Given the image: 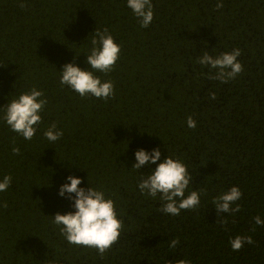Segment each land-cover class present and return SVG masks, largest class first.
I'll return each instance as SVG.
<instances>
[{"label":"trees","instance_id":"1","mask_svg":"<svg viewBox=\"0 0 264 264\" xmlns=\"http://www.w3.org/2000/svg\"><path fill=\"white\" fill-rule=\"evenodd\" d=\"M151 3L153 20L143 28L127 0H0V181L12 178L0 192V264H264V225L253 219L264 220V0ZM105 28L121 49L107 74L86 63L95 31ZM236 48L243 71L227 82L209 78L217 70L198 62L204 52ZM67 63L112 81L114 96L81 97L62 86ZM32 88L47 103L25 140L3 116ZM53 123L63 135L50 142L44 132ZM157 147L161 161L186 165L185 196L200 193L195 210L173 216L161 211L159 194H141L142 173L156 165L132 168L134 152ZM69 175L114 201L123 226L103 257L68 243L52 222L75 211L57 194ZM233 186L240 211L217 214L213 198ZM238 235L254 243L233 251Z\"/></svg>","mask_w":264,"mask_h":264},{"label":"clouds","instance_id":"2","mask_svg":"<svg viewBox=\"0 0 264 264\" xmlns=\"http://www.w3.org/2000/svg\"><path fill=\"white\" fill-rule=\"evenodd\" d=\"M26 3H20L21 9L25 8ZM129 7L134 15L139 18L140 26L146 28L153 20V6L151 0H127ZM223 4L218 2L216 8H222ZM92 47L86 56V63L92 70L107 74L112 71L119 58L120 46L114 42V38L109 34L108 29L96 30L95 35L90 41ZM241 55L240 49H233L231 52L221 53L213 57L204 52L199 58L201 65H208L216 69V74L210 76L222 83L235 78L243 71L242 64L237 57ZM75 59V57L73 58ZM60 84L69 86L81 97L91 95L98 99L107 101L114 96L113 82L108 80L102 82L99 76L94 75L93 71L82 70L74 63L64 64L61 68ZM42 91L32 88L27 93H21L18 98L12 99L4 110L3 119L10 129L21 135L25 140H31L37 131V126L41 123L40 112L47 103L43 98ZM215 99V93L211 95ZM189 128L196 127V121L189 116L187 118ZM63 135L61 130H57L53 123L44 132L45 138L50 142H55ZM12 152L18 155L20 149L13 147ZM135 163L132 168L139 170L155 164L156 167L145 175L138 183L141 194H147L152 198L164 201L161 211L173 216H178L181 210H195L200 205V193L193 190L187 196L185 191L188 188L192 176L187 167L179 159L165 156L161 161L160 148H153L151 151L138 149L134 152ZM159 161V163H157ZM11 176L5 175L0 181V192L6 191L11 184ZM67 182L60 185L58 195L71 201L74 212L65 214L56 213L53 223L60 228V233L68 243L73 245L95 248L98 254L103 257L108 249L117 242L122 228V221L117 218L114 201L106 199L103 191H98L92 187L87 189L78 187L81 184L79 177L69 175ZM74 194V195H72ZM241 190L233 186L228 191L213 198L216 213L234 214L240 211V206L236 204L241 198ZM236 205L233 207V205ZM7 208L5 202L2 205ZM256 225H264V220L259 216L253 218ZM221 224L227 221L222 219ZM179 241L173 239L169 247L175 248ZM233 251H239L245 244H253L251 236H236L229 241ZM172 264V262H168ZM174 264H191L190 261L181 259Z\"/></svg>","mask_w":264,"mask_h":264}]
</instances>
